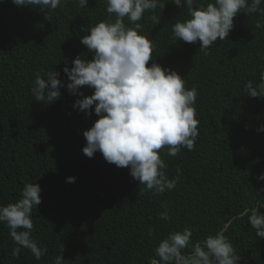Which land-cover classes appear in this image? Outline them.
Here are the masks:
<instances>
[{
  "label": "trees",
  "instance_id": "obj_1",
  "mask_svg": "<svg viewBox=\"0 0 264 264\" xmlns=\"http://www.w3.org/2000/svg\"><path fill=\"white\" fill-rule=\"evenodd\" d=\"M162 2L165 8L155 10L160 23L145 12L142 34L154 41L155 62L198 90L199 136L192 151L181 148L172 157L166 147L161 150L166 174L174 179L180 169V179L174 190L153 195L129 168L108 163L100 152L92 158L83 153V133L99 117L94 109L90 116L75 109L82 97L67 89L63 69L77 57L93 58L80 41L108 18L106 0H89L87 7L67 0L46 13L0 0V206L17 202L27 183L39 184L42 202L32 210V237L47 249L39 260L26 248L13 256L18 245L0 223V264H54L61 254L65 264H150L170 232L190 227L192 241H203L243 209L264 202V181L258 179L264 173V131H258L264 98L245 90L264 73V28L256 27L264 19L238 14L228 38L205 54L200 42L173 38L172 26L190 18L186 5ZM52 70L65 85L60 98L35 101V74ZM81 92L93 94L86 86ZM69 177L75 182L68 183ZM165 205L169 220L159 218ZM225 235L241 255L239 264H264V238L247 216L234 220Z\"/></svg>",
  "mask_w": 264,
  "mask_h": 264
},
{
  "label": "clouds",
  "instance_id": "obj_2",
  "mask_svg": "<svg viewBox=\"0 0 264 264\" xmlns=\"http://www.w3.org/2000/svg\"><path fill=\"white\" fill-rule=\"evenodd\" d=\"M88 2L78 0V5L87 7ZM12 3L46 13L67 0H12ZM172 3L179 7L186 5L190 17L172 26L173 38L186 43L200 42V51L205 54L218 40L228 38L238 14L259 13L264 19V0H208L207 3L172 0ZM106 5L108 18L91 27L80 41L93 53V58L77 57L71 68L63 69L70 81L69 93L82 97L73 107L89 116L94 109L99 117L83 133L87 141L83 153L92 158L100 152L108 163L129 168L130 175L145 186L144 190L162 195L176 188L180 169L170 179L161 150L166 147L167 154L175 157L181 148L189 151L195 148L199 136L195 107L198 90L186 88V79L178 72L156 63L154 41L142 34L144 26L139 21L145 12L152 11L149 19L160 23L155 10L165 8L162 0H106ZM45 16L51 21L50 15ZM256 27L264 28V24L258 21ZM59 77L60 73L53 70L44 75L37 72L31 89L35 101L52 103L59 99L60 89L65 86ZM85 86L93 90L92 95L84 96L81 88ZM245 90L252 98H264V73L258 84L249 80ZM258 131H264V125ZM258 179L264 181V173ZM67 182L74 183L75 178L69 177ZM41 191L39 184L27 183L17 202L0 206V223H6L10 237L18 245L12 250L17 258L21 248L28 249L37 260L47 253L32 237V210L42 202ZM262 208L264 202H259L256 208L243 209L203 241H192L190 227L172 231L158 243L150 264H239L241 255L225 233L234 220L247 216L256 235L264 238V214L259 211ZM165 209L159 213L161 220L170 219L167 205ZM152 235L153 230L149 229L148 236ZM54 264H65L62 254L55 258Z\"/></svg>",
  "mask_w": 264,
  "mask_h": 264
}]
</instances>
